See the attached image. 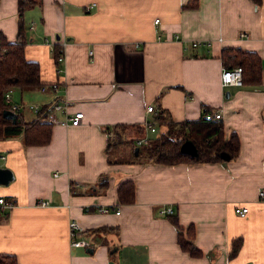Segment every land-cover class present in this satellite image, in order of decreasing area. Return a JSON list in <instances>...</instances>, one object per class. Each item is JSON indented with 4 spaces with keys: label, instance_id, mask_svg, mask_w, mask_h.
<instances>
[{
    "label": "crops",
    "instance_id": "crops-1",
    "mask_svg": "<svg viewBox=\"0 0 264 264\" xmlns=\"http://www.w3.org/2000/svg\"><path fill=\"white\" fill-rule=\"evenodd\" d=\"M17 5L0 0V37L7 42L17 37ZM22 16L24 55L39 64L42 83L12 87L11 101L23 107L13 111L5 102L7 109L31 120L29 106L51 110L62 101L83 117L78 125L51 124L45 145H24L19 136L0 140V166L13 173L0 184V197L12 205L0 203V252L14 254L18 264H264V196L258 195L264 189V0H36ZM55 45L62 61L54 58ZM226 46L257 53L259 83L221 86ZM149 104L174 122L221 108L225 136L231 130L239 136L237 157L173 164L136 157L133 150L143 145L136 139L165 130L158 121L155 131L146 127ZM117 124L124 128L109 138ZM125 180L134 184L131 202L117 196ZM236 205L247 213H235ZM167 206L185 237L192 226L200 254L180 247L162 211ZM71 219L92 246L70 245ZM99 227L109 230L91 232ZM234 238L241 242L231 255Z\"/></svg>",
    "mask_w": 264,
    "mask_h": 264
},
{
    "label": "trees",
    "instance_id": "trees-1",
    "mask_svg": "<svg viewBox=\"0 0 264 264\" xmlns=\"http://www.w3.org/2000/svg\"><path fill=\"white\" fill-rule=\"evenodd\" d=\"M259 4L260 0H253ZM36 0H18V32L13 42L0 41V140L12 137H21L24 145H45L50 141L51 124L40 119L49 109L45 106L38 115L31 120H25L20 113H17L15 120L3 116L7 109L4 101V91L8 87H35L40 85V68L35 61L26 59L24 47L26 44L25 26L22 14L27 5L35 3ZM62 52L59 45L53 46V55L56 57ZM221 60L224 67L241 66L243 84H257L261 81L262 63L260 57L254 51H245L237 47L226 46L221 50ZM206 111V110H205ZM198 120L189 122H174L165 110L157 109L155 118L158 124H165V130L158 132L154 137L149 138L145 147L133 150L136 157L145 156V161L156 163L173 164L178 162H225L237 157L240 149L238 134L231 130L225 136L224 128L220 120H206L204 112ZM165 121V122H163ZM137 133L143 131V126H136ZM124 125H114L116 134ZM189 139L197 148L196 155L183 153L179 150L180 144ZM227 153L228 159H224L221 153ZM117 196L121 202H131L134 198V184L132 180H125L117 187ZM171 223L177 230V242L183 250L195 256L200 251L193 244V231L191 225L186 229L178 222L176 214L168 213ZM109 230L99 227L91 230L96 233H106ZM241 240H232L231 255L236 254ZM0 264H18L14 254L0 252Z\"/></svg>",
    "mask_w": 264,
    "mask_h": 264
},
{
    "label": "built area",
    "instance_id": "built-area-1",
    "mask_svg": "<svg viewBox=\"0 0 264 264\" xmlns=\"http://www.w3.org/2000/svg\"><path fill=\"white\" fill-rule=\"evenodd\" d=\"M157 21H158V18H156L154 20V22H157ZM239 34L241 36H247L246 32H244V31H241ZM0 41H1V37H0ZM63 58H64L63 52H61L56 57V60L62 61ZM220 80H221V86L222 87L242 86L243 85V78H242L241 66H233V67H224L223 66V68L221 70ZM44 87H45V85H44ZM50 87L53 91H55L57 88V84L52 83L50 85ZM11 92H12V87H8L4 91V100H5V102L8 103L11 110L18 112L23 107V104L22 103L17 104L15 102H12L11 101ZM29 107L34 110L35 115L39 114L40 108L38 106L31 105ZM53 110H62L64 113H66V119L59 120L57 118V116L54 114ZM146 111L152 113V119L145 122V125L150 131H155V123L157 121L155 118L156 109L153 107V105L149 104L146 106ZM221 111H222L221 108L220 109L214 108V109L206 110L204 112L203 117L206 120H219L221 118V113H222ZM82 117H83L82 111L78 110V111H74V112H68L66 109V103H64L62 101H56L53 104L52 109L47 111L46 114H43L40 117V119L43 121H46L50 124H67V123H69L71 125H78L81 122ZM107 134H108L109 138L113 139L116 137V133L112 129L109 130ZM147 141H148V136L145 134V135L139 137L138 139H136V145L144 144ZM1 157L3 158L4 156H1ZM258 195H259V197L264 196V189L263 188L261 190H259ZM3 202H4L3 198L0 197V203H3ZM37 203L44 205V204H47L48 201L39 199V200H37ZM5 205L8 206L9 208L12 206L11 204H7V203H5ZM99 209L101 211H108L110 208L107 206H102ZM119 211H120L119 208L114 209L115 213H119ZM162 211L165 213H171L172 208L170 206H167L166 208H163ZM234 211L238 215L244 216L247 213L248 208L246 206L236 205L234 207ZM68 229H69V237H70V245L71 246L87 247V246H92V244H94V240L91 238V236L86 235L84 228L81 227V225L75 219L69 220Z\"/></svg>",
    "mask_w": 264,
    "mask_h": 264
},
{
    "label": "water",
    "instance_id": "water-1",
    "mask_svg": "<svg viewBox=\"0 0 264 264\" xmlns=\"http://www.w3.org/2000/svg\"><path fill=\"white\" fill-rule=\"evenodd\" d=\"M3 116L6 117V118H10L12 120H15L16 117H17V114L15 112L11 111V110L5 109L3 111ZM179 150L181 152H183V153H187V154H190L192 156L196 155V153H197V148H196L195 144L193 143V141H191L189 139L184 140L180 144ZM135 151H137L136 148H135ZM221 156L224 159H228L229 158L228 154L224 153V152L221 153ZM12 179H13L12 171L9 168H7V167H1L0 166V184H7Z\"/></svg>",
    "mask_w": 264,
    "mask_h": 264
},
{
    "label": "rangeland",
    "instance_id": "rangeland-1",
    "mask_svg": "<svg viewBox=\"0 0 264 264\" xmlns=\"http://www.w3.org/2000/svg\"><path fill=\"white\" fill-rule=\"evenodd\" d=\"M161 130H164V127H163V126L161 127ZM144 145H145V144L141 145V147H140L141 151H142L143 148L145 147ZM114 153H115V151H111V154H110V155L113 156ZM114 155H115V154H114ZM121 155L125 156L124 153H122Z\"/></svg>",
    "mask_w": 264,
    "mask_h": 264
}]
</instances>
